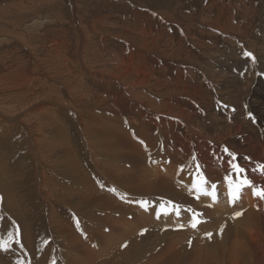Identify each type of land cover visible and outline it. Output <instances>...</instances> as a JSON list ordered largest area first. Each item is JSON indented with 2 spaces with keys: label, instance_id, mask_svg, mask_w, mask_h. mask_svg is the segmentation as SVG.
<instances>
[{
  "label": "rangeland",
  "instance_id": "1",
  "mask_svg": "<svg viewBox=\"0 0 264 264\" xmlns=\"http://www.w3.org/2000/svg\"><path fill=\"white\" fill-rule=\"evenodd\" d=\"M3 1L0 0V157H2L0 159L2 160L0 162V240L6 241L8 246L7 250H0V264H153L171 254L167 251L169 237V239L181 237L180 241L184 244L182 247L178 246L179 249H186L184 254L190 260L192 257L195 258L192 244L195 240H199L197 238L201 231L199 227L206 222L197 215L196 221H200L197 223L198 229L187 225L190 221L194 222L193 215L197 214L192 209L191 202L179 200V203L178 199L166 195L157 186L151 187L152 184L145 171L149 163L152 164V168L161 167V171H164L162 173L168 175L166 166L168 167L169 160L172 158L163 151L167 150L166 137L162 135L159 138L160 131L154 128L158 137L155 146L160 145L159 151L155 153L142 129L132 125V123L137 124L138 120L144 123L153 120L154 123L164 126L165 133L168 116H157L156 113L141 105L138 97H134L129 92L134 81L132 82L130 76H123L120 73L129 71L126 69L127 65H124L120 72L115 67L127 58L130 48L134 49L136 51L133 52L134 59L128 57L129 61L125 60V63L137 62L136 70L140 71L143 78H148L145 85H142L146 98L151 102L157 101L160 105H163L164 100L175 103L178 100L184 105V111L189 113H185L184 117L188 119L199 116L198 121L187 120L180 126L176 125V121L178 132L177 135L173 134L175 141L179 135L187 132L186 129L192 122L194 125L199 124L197 126L203 122L211 124L213 118H208L206 108L202 105L200 96L203 92L212 93L205 98L210 97L214 100L215 104H212V107L219 114H217L218 118L223 119L222 115L220 116L223 111L222 114L230 121L229 114L234 116L235 108L229 101H223L219 93L235 94L238 87L247 89L250 78L247 73L251 68H255L259 76L258 82L264 90V0H160L159 2L152 0H110V2L109 0H28L30 2L7 0L4 1L5 3ZM127 2L131 4L128 7L124 6ZM212 2L217 4L212 5ZM220 5L225 6L224 12L221 11L223 14L215 11L214 6L220 7ZM220 13L222 15L217 17ZM40 18L47 21L41 25V28L32 25ZM225 22L227 26L224 25ZM141 31L143 35L139 37L137 33ZM86 34L90 35L89 39ZM58 38L68 43L67 46L64 44L54 50L50 44ZM60 48L61 55H58L57 51ZM122 49H126L125 52ZM245 52L252 53V56H245ZM90 53L92 55H89ZM137 54L143 55L141 59L144 67L139 62ZM236 69L241 75L246 74L247 78H242L240 82L234 81L233 72ZM112 75L116 77L114 81L110 80ZM27 83H29L28 87L24 88L23 86H27ZM21 89L23 91H20ZM33 91H36L35 95L33 94L35 97L29 93ZM43 94H45V100ZM189 95H194L195 99L191 100ZM38 96H42L43 102L48 100L52 110L49 109L50 106H43L44 108L38 112L31 109L25 115L27 119L25 125H22L20 121H25V118L21 116L24 107L36 101V97L38 100ZM97 98L105 99L106 104L96 108ZM81 109L88 112L82 120L78 115ZM237 110L239 113L238 108ZM43 112L45 116L40 118L48 119L45 122L40 120V129L46 131L34 125L37 122L35 116ZM119 114L125 115L123 121L127 119L125 125L123 122L124 128L132 129L133 127V131L138 129L133 134L129 133V136L136 141V144L145 146L143 150L151 151V155L148 151L149 155L146 153L144 156L150 157L149 159L148 157L143 159L136 144H131L132 146L130 145L123 152H118L126 159L124 161L111 155L109 149L103 146L102 140L107 134L104 132L107 127L101 125L98 118L101 116L115 118ZM176 114H178L177 111ZM246 117L254 123L252 116ZM260 127V130L264 132V123ZM38 130L41 135L37 133ZM60 134L65 136V140L69 139L68 145L67 141L61 143L62 135ZM44 136L48 139L45 137L44 140ZM58 138L60 142L53 143ZM43 141L52 143L46 142L47 144L43 145ZM47 150L50 151L49 154ZM129 152L131 156H126ZM70 165L71 167L76 165L78 169L70 168ZM193 166L196 167V163L187 168L192 170ZM70 169L73 171L71 172ZM81 173L88 180L89 189H85L84 186L87 183L81 177ZM110 175L121 176L124 186L119 187V183ZM130 176H133L131 180H129ZM134 176L140 180H135ZM77 177L81 180L79 181ZM203 177L206 180L210 179V176ZM189 179L192 182L196 180L199 187L207 189V181L201 185L200 178L190 176ZM144 181H146L145 184ZM173 182L177 187L176 180ZM161 183L164 184L163 181ZM66 186H72L74 189H68ZM123 187L126 191L122 190ZM94 193L103 197L101 196L100 199L97 197L98 200H95ZM141 201H147L148 205L142 206ZM104 207L106 210L103 209ZM181 209L184 211L187 209L185 212L192 214L188 216V220L183 216ZM151 212L156 220V216L163 214L164 223L167 225L149 221L147 214ZM178 212L181 214L177 215ZM167 218L171 219L167 220ZM178 218L184 219L185 223ZM107 220L110 222L107 223ZM181 224L184 227H179ZM95 228L98 233L95 232ZM128 231L131 233L129 234ZM166 231L173 236L165 235ZM124 234L126 235L123 236ZM133 234L138 238H135ZM189 235L197 239H191ZM200 236L203 237H199L202 241L204 237L206 238L205 234ZM118 240H121V243ZM144 240H146L145 245H143ZM114 243L119 247L117 248ZM104 245H107L106 249ZM121 245L125 247V251ZM155 245L159 248L158 246L155 248ZM134 247L135 250L132 249ZM94 251L98 252L97 256ZM164 252H167V255ZM196 254L198 255V251ZM198 259L195 258L196 261ZM190 260L181 264H190ZM256 264H264V262Z\"/></svg>",
  "mask_w": 264,
  "mask_h": 264
},
{
  "label": "bare ground",
  "instance_id": "2",
  "mask_svg": "<svg viewBox=\"0 0 264 264\" xmlns=\"http://www.w3.org/2000/svg\"><path fill=\"white\" fill-rule=\"evenodd\" d=\"M7 1V0H4ZM3 1V2H4ZM28 1V0H27ZM33 1V0H32ZM48 1V0H47ZM50 1V0H49ZM84 1V0H83ZM153 2H159L160 0H152ZM166 1V0H165ZM170 1V0H167ZM30 2V1H28ZM27 2V3H28ZM41 2V1H40ZM46 2V1H45ZM110 2V0H109ZM5 3V2H4ZM3 3V4H4ZM167 3V2H166ZM37 4V3H36ZM217 4V2H212V5ZM20 5V4H19ZM131 5V4H130ZM129 3L127 2L126 4H124V6L128 7L130 6ZM24 6V5H23ZM27 7V6H26ZM3 8V7H2ZM22 8V6H21ZM25 8V7H24ZM215 11L216 12H224L225 10V6L220 5L219 6H214ZM76 9V8H75ZM25 10V9H24ZM27 10V9H26ZM30 11V10H28ZM139 12V11H138ZM221 12V13H222ZM217 14V17H219L222 14ZM140 15V14H139ZM48 19V18H47ZM228 21V20H227ZM226 21V22H227ZM47 21L40 18L39 20H35L33 22L32 25H37V28H41L43 25V23H46ZM224 23V25H228L227 23ZM46 26V24H45ZM35 28V29H37ZM223 29V28H222ZM218 30V29H217ZM226 30V29H225ZM37 32V30H35ZM34 31V32H35ZM60 31V30H59ZM58 31V33H59ZM66 31V30H65ZM64 31V32H65ZM236 31V30H235ZM35 32V33H36ZM55 32V31H54ZM143 31L137 33V35L139 37H141L143 35L142 33ZM34 33V34H35ZM237 33V32H236ZM54 34V33H53ZM94 34V33H93ZM232 34V33H231ZM58 35V34H57ZM65 35V34H64ZM88 39L90 38V35L86 34ZM67 36V35H65ZM68 37V36H67ZM72 37V36H71ZM70 37V38H71ZM86 37V38H87ZM105 37V36H104ZM3 38V37H2ZM69 38V37H68ZM102 38V37H101ZM56 40V39H55ZM52 41L50 44V47H52L54 50H57V48L61 45L67 46L66 40L65 41H61L56 40V41ZM91 40V39H90ZM3 41V40H2ZM72 42V41H69ZM81 43V41H80ZM91 46V45H90ZM250 46V45H249ZM94 47V46H93ZM253 47V46H252ZM123 51L126 49H122ZM130 51L128 52L129 54L127 55V58L124 59V61H122L120 64H118L115 69L120 70L122 69V67L124 65H127V70L129 71H124V72H120L123 76H130L132 78V85H131V90H129V92L135 97H138L139 103L145 107H147L148 109H150L151 111H153L154 113H156L157 116L159 115H167L168 116V123L165 125L166 127V131L164 133V126H161L157 123H154L153 120H149V122L144 123L140 122V120H138L137 124H133L132 125L135 128H140V130L142 129L143 134H145L148 139L147 141L150 143V145L152 146V151H154L155 153H157L160 148V145H156V140L158 137H156V132H154V128L155 129H159V138H161L162 135H165V141H166V146H167V150H163L167 152V156L172 158V160H168L170 161V164L168 165V167L166 166L167 169V174L168 175H164L162 172H164L163 170L161 171V167H154L152 168V164H149V166L146 167L147 171L146 173L148 174V179L150 181V183L152 184V186H157L158 189H162L166 195L171 196L173 199H178L177 202H179V200H186L188 202H191V206H193L192 209L195 210L196 213L200 214L199 218L203 221H205L206 223L202 224L199 228H200V235L205 234L206 238L204 237L203 241L200 240L199 237L203 238L202 236H197V238L199 240H195L197 238H193L194 236H190L191 239H194V244H192L193 249H194V256L195 258H199L198 261L195 260L194 257H192V260H190L187 256H185L184 254V250L186 249H179V247H182V245L184 244L183 241L181 242L180 239H177V237H172L173 234L171 235V233H168L166 231L165 235H171V239L168 238V257L165 258H160L158 260V262H155L153 264H181L183 262H186V260H190V264H256L257 262L259 263H263L264 262V199H261L259 196H254L252 193V188L249 186H245L242 191L240 192V197L238 200H235L234 202L230 203L229 202V196H228V182L225 181V176L226 175H231L232 180L235 181L236 178V173L235 171H233L228 164V161L230 159V157L228 156V154L224 151V148L227 147V149H229V151L236 153V160L235 163H238L240 165V167H242L245 171L240 173L241 176H247L248 179L253 181V184L256 186H264V174L261 173V171L258 168V165H264V135L262 133H264L263 131L260 130V125H262L264 123V94L262 92H264V90L262 89L263 86H261L258 82L259 80V76L256 73L255 68H251L250 72L247 73V75H250L249 78V82L247 84V89H242V88H236L237 93L233 94L232 92H230L229 94H226L224 92L219 93V97L222 98L223 101H229V103L235 108V111L233 112L234 116H231L229 114V118L230 121L227 120V116L225 118V116L222 114H220V116L222 115L221 118L223 119H219L217 114L214 111V107H212V104L214 105V100L211 99L210 97L205 98V96H211V94H207L206 92H203V94H201V100H202V105L204 106V108H206V115L208 116V118L212 117L213 120L211 122V124L209 122H203V124H201L200 126L194 125L193 122L194 121H198L197 118H191L189 117L188 119L186 117H184L185 112L184 111V105L179 102L177 99V102H171L169 101H163V105H160L159 103H157V101L155 102H151L148 98H146L145 94L146 92H143L142 90V85H145L146 80H148V78H143L142 74L140 73V71L138 72L136 70V65L137 62H131L126 64L125 60L128 59V57H132L136 52L134 51V49H129ZM89 51V50H88ZM18 52V51H17ZM15 52V53H17ZM90 52V51H89ZM125 52V51H124ZM37 53V52H36ZM93 53V52H92ZM92 53H90L89 55H92ZM58 55H61V48L57 51ZM138 55V54H137ZM39 56V54H38ZM138 60L139 62H143V60L141 59L143 57L142 54L138 55ZM37 57V56H36ZM137 57V56H135ZM133 58V57H132ZM66 59V58H65ZM134 59V58H133ZM131 59V60H133ZM114 60V59H113ZM130 60V61H131ZM116 61V60H115ZM129 61V59H128ZM38 62V61H37ZM117 64V62H116ZM144 63H142V67ZM125 68V67H124ZM146 68V67H145ZM123 70V69H122ZM130 70L133 72H130ZM142 71V70H141ZM234 76H233V80L240 82L243 79H246V74L241 75L240 71L238 69H236L233 72ZM139 77L143 78V79H138ZM116 79V77L114 75H112L110 77L111 81H114ZM27 86H23L24 88H27ZM138 87V88H137ZM8 88V87H5ZM10 90V89H7ZM27 90V89H25ZM19 91V90H18ZM20 91H23V89H21ZM10 93V91H8ZM15 92V91H14ZM36 91L33 92H29L30 95L32 96ZM4 93V92H3ZM12 93V92H11ZM10 93V94H11ZM16 93V92H15ZM19 93V92H18ZM22 93V92H21ZM42 93V92H40ZM145 93V94H144ZM1 94V92H0ZM4 95V94H3ZM35 95V94H34ZM33 95V96H34ZM40 95V94H39ZM42 95V94H41ZM45 94H43V98L44 100L46 99ZM47 95V94H46ZM7 96V94H6ZM9 97L11 95H8ZM22 96V95H21ZM19 96V97H21ZM26 96V95H25ZM7 97V98H9ZM13 97V96H12ZM15 97V96H14ZM29 97V96H28ZM35 97V96H34ZM39 97V96H38ZM18 99V97H15ZM23 98V97H22ZM26 98V97H25ZM24 98V100H25ZM41 98V100H40ZM42 96L39 97V99L37 100L36 97V101H33L32 103H29L27 105V107H24L23 112L21 113V116L25 118L26 113L29 110H33L35 112H38L40 110H42L44 107L43 106H50L49 109L52 110V106L48 103V100L46 101H42L43 100ZM189 98L191 100L195 99L194 95H189ZM98 99V98H97ZM2 100V99H1ZM7 100V99H6ZM12 100V98H11ZM10 100V101H11ZM31 100V99H30ZM33 100V99H32ZM221 100V99H220ZM14 101V99H13ZM12 101V102H13ZM27 101V99H26ZM42 101V102H40ZM9 102V101H8ZM31 102V101H29ZM1 103V102H0ZM22 103H23V99H22ZM106 104V100L105 99H101L99 98L96 101V108H100L103 107V104ZM161 103V104H162ZM224 103V102H222ZM24 104V103H23ZM27 104V103H26ZM7 105V104H6ZM16 105V104H15ZM19 106V105H18ZM20 106H21V100H20ZM23 106V105H22ZM8 107V106H7ZM95 108V107H94ZM146 108V109H147ZM216 108V106H215ZM239 109V113L238 110ZM3 109V108H2ZM21 109V108H20ZM1 110V109H0ZM7 109H5L6 111ZM18 110V108H17ZM16 110V111H17ZM8 111V110H7ZM12 111V110H11ZM15 112V109L13 110ZM147 111V110H146ZM176 111L178 112V114H176ZM218 111V110H217ZM230 111V110H229ZM145 112V111H144ZM225 112V111H224ZM7 113V112H6ZM10 113V112H8ZM88 112L85 109H81V111L78 113L79 118L82 120L85 118L86 114ZM249 113H251L252 118L254 120V123L252 122V120H248L249 118H245V116H249ZM17 114V113H16ZM48 114V113H46ZM140 114V113H139ZM138 114V115H139ZM148 114V113H147ZM146 114V115H147ZM189 114V113H188ZM225 114V113H224ZM1 115V112H0ZM45 116V112L43 113H39L37 114L36 117V124H33L37 126L38 129H40V120H47L48 118H40L41 116L44 117ZM137 115V114H136ZM145 115V114H144ZM219 115V114H218ZM16 116V115H15ZM51 116V115H49ZM125 115H116L115 118H109L106 116H101L98 118V122L107 127V130L104 131L106 134L105 137H103V146L105 148H108L111 155H114L116 158L124 161L126 159H124L122 157V155H120L118 152H123L124 150H126L128 147H130V145H135L136 141H134L130 136L129 133L133 134L135 133L138 129H135L133 131V127L131 128H124L123 127V122L125 125V121H123V117ZM127 116V115H126ZM141 116V114H140ZM219 116V117H220ZM139 117V116H138ZM151 117V116H150ZM165 117V116H164ZM170 117V118H169ZM250 117V116H249ZM14 118V117H13ZM19 118V117H18ZM140 118V117H139ZM31 119V118H30ZM33 119V118H32ZM35 119V118H34ZM51 119V118H49ZM125 119V118H124ZM151 119V118H150ZM251 119V118H250ZM21 120V119H20ZM26 118L25 121H20V123L22 122V125H25L26 122ZM130 120V118H129ZM132 120V119H131ZM135 120V119H134ZM133 120V121H134ZM193 121L191 124H189V128L186 129L187 132H184L183 134L179 135L177 140L175 141V138L173 136L177 135L176 131V125L180 126L182 123H184V121ZM257 120V123H256ZM49 121V120H48ZM47 121V122H48ZM132 121V122H133ZM142 121V120H141ZM166 121V120H165ZM177 121V124L175 125ZM19 122V121H18ZM32 122V121H31ZM32 124V126H33ZM45 124V123H44ZM28 125V124H27ZM48 125V124H46ZM21 126V125H20ZM42 126V123H41ZM45 126V125H44ZM129 126V125H127ZM30 127V126H29ZM36 128V127H35ZM26 129V128H25ZM23 129V131L25 130ZM46 129V128H45ZM40 130H44V129H40ZM46 131V130H44ZM184 131V129H183ZM28 132V131H27ZM26 132V133H27ZM39 135L40 132L38 130ZM42 134H45L43 132H41ZM61 139V143L62 141H65L63 143H66V141L68 143H66L67 145L69 144V139L65 140V136L63 134ZM43 136V135H42ZM47 136V135H46ZM44 136V140L45 137ZM177 137V136H175ZM47 138V137H46ZM48 139V138H47ZM50 139V137H49ZM55 139V138H54ZM58 138V140H54L56 144V142H60V140ZM52 140V138H51ZM50 140V141H51ZM42 141V140H40ZM146 141V142H147ZM47 142V141H46ZM45 142V143H46ZM41 143V142H39ZM44 143V141H43ZM45 143L43 145H45ZM49 143V141L47 142ZM46 143V144H47ZM52 143V142H50ZM49 143V144H50ZM175 143V144H174ZM1 144V141H0ZM3 144V143H2ZM54 144V145H55ZM97 144V143H96ZM158 144V142H157ZM58 145V144H57ZM60 145V144H59ZM62 145V144H61ZM65 145V144H63ZM99 145V144H98ZM101 145V144H100ZM131 145V146H132ZM148 145V144H147ZM149 145V146H150ZM100 146V147H103ZM137 146L139 149L138 151L142 153L143 159H147L146 153H148V151L146 152L142 147V145H139L138 143L135 145ZM150 146V147H151ZM162 146V145H161ZM43 147V146H42ZM53 147V146H52ZM59 147V146H57ZM60 148V147H59ZM59 148H57L59 150ZM67 148V147H66ZM64 149V148H63ZM62 149V151H63ZM107 149V150H108ZM135 149V148H134ZM122 150V151H121ZM137 150V149H136ZM158 150V151H157ZM1 151V150H0ZM68 151V150H67ZM97 151V150H96ZM106 151V150H105ZM134 151V150H132ZM157 151V152H156ZM162 151V150H161ZM48 152V150H47ZM50 152V151H49ZM48 152V154H49ZM65 152V151H64ZM100 152V151H99ZM107 152V151H106ZM145 152V153H144ZM151 151H149L150 153ZM1 153V152H0ZM69 153V152H68ZM148 153V155H149ZM154 153V154H155ZM57 154V152L55 153ZM108 154V153H107ZM162 154V153H161ZM51 155V154H50ZM54 155V154H53ZM64 155V154H63ZM66 155V154H65ZM110 155V154H108ZM125 155V154H124ZM151 155V153H150ZM153 155V154H152ZM162 155H165L164 153ZM59 156H61V154H59ZM99 156V155H98ZM126 156H131V153L129 152L128 154H126ZM160 156V155H159ZM53 157V156H52ZM62 157V156H61ZM66 157V156H65ZM100 157V156H99ZM155 157V156H154ZM154 157H151L152 159ZM161 157V156H160ZM193 157L195 159H193ZM2 157H0L1 159ZM57 158V157H56ZM55 158V160H56ZM63 158V157H62ZM150 157H148L149 159ZM162 158V157H161ZM60 159V158H59ZM58 159V161H59ZM65 159V158H64ZM101 159V158H100ZM144 159V160H145ZM151 159V160H152ZM105 160V159H103ZM136 160V159H135ZM138 160V159H137ZM158 160V159H157ZM2 161V160H1ZM0 161V162H1ZM54 161V160H53ZM52 161V162H53ZM61 161V160H60ZM67 161V158H66ZM102 161V160H100ZM108 161V160H106ZM105 161V162H106ZM153 161V160H152ZM71 162V161H70ZM118 162V161H116ZM128 162V161H127ZM146 162V161H145ZM150 162V161H149ZM165 162V161H164ZM61 163V162H60ZM68 163V162H67ZM101 163V162H100ZM108 163V162H106ZM119 163V162H118ZM125 163V162H124ZM131 164V162H129ZM153 163V162H150ZM193 163L199 164V169H197V167H191L192 170L188 169L187 167L193 165ZM66 164V163H65ZM72 164V163H71ZM74 164V163H73ZM104 164V163H103ZM102 164V165H103ZM117 164V163H116ZM120 164V163H119ZM134 164V163H133ZM137 164V163H136ZM147 164V162H146ZM177 164H178V170H177ZM3 165V164H2ZM67 165V164H66ZM105 165V164H104ZM110 165V163L108 164ZM107 165V166H108ZM113 164H111V167ZM164 165V164H162ZM184 166L183 169L181 170V166ZM69 166V164H68ZM122 166V165H121ZM75 168L76 165L74 166ZM73 166L70 168H74ZM120 167V166H119ZM137 168L138 165H137ZM78 169V168H77ZM76 169V170H77ZM106 169V168H105ZM109 169V168H108ZM126 169V168H125ZM165 169V168H164ZM71 170V169H70ZM73 170H71L72 172ZM75 171V169H74ZM129 171V170H128ZM133 171V170H131ZM144 171V169H143ZM79 172V171H78ZM136 172V171H135ZM110 173V172H109ZM137 173V172H136ZM140 173V172H139ZM144 173V172H143ZM145 173V176L147 177ZM73 174V173H72ZM77 174V172H76ZM120 175V173H118ZM126 174V173H125ZM163 174V176H161ZM201 174L203 176H210L209 180L204 179V177H201ZM74 175V174H73ZM78 175V174H77ZM81 177L86 181V185L84 186L85 189H89V182L87 179H85V176L83 173L80 174ZM131 175V174H130ZM134 175V173H133ZM144 175V174H142ZM141 175V176H142ZM124 175H122L123 177ZM161 176V177H160ZM190 176H192V178H200L201 180L207 181V190L208 191H212L211 186L213 184L216 185V196L217 199L216 201H213L211 196L208 195H203L202 192L198 193L197 190L195 188H191L192 185V181H190ZM76 177V176H75ZM114 180H116L119 183V187L122 185V182H124L123 180L121 181V176L119 177H115V176H111ZM124 177H127L126 175ZM133 177V176H132ZM130 176V179L132 178ZM138 177V175H137ZM162 180H160V178ZM181 177V178H180ZM78 180L80 179L79 177H77ZM129 178V177H128ZM135 180H140V179H136V177L134 176ZM124 179V178H123ZM144 179V178H142ZM147 179V183L149 182ZM81 180V179H80ZM79 180V181H80ZM128 180V181H129ZM133 180V179H132ZM176 180L177 182V187L174 185L173 181ZM179 180H180V184H179ZM126 181V180H125ZM127 181V182H128ZM161 181L164 182L161 183ZM134 182V181H133ZM142 182V181H141ZM146 183V181H144V184ZM82 184V183H81ZM126 184V183H125ZM137 184H139L137 182ZM143 184V182H142ZM141 184V185H142ZM147 185V184H146ZM149 185V184H148ZM124 186V185H122ZM121 186V187H122ZM127 186V185H126ZM128 187V186H127ZM131 187V186H130ZM143 187V185H142ZM146 187V186H144ZM182 187V188H181ZM184 187H186V189H183ZM66 188L68 189H74V187L72 186H66ZM134 188V186H133ZM188 188V189H187ZM121 190V188H120ZM122 190L126 189L123 187ZM155 190V189H154ZM128 191V190H127ZM129 192V191H128ZM158 192V191H157ZM121 193V192H120ZM124 193V192H123ZM142 193V192H141ZM144 193V192H143ZM128 194V193H126ZM136 194V193H135ZM153 195V194H152ZM157 195V194H156ZM12 196V195H11ZM10 196V197H11ZM14 196V195H13ZM102 196V195H101ZM96 195V193H94L93 198L96 200L97 197H100ZM132 197V195H129ZM103 197V196H102ZM101 197V198H102ZM128 197V196H127ZM149 197V196H148ZM7 198V197H6ZM13 198V197H12ZM111 198V197H110ZM190 198V199H189ZM14 199V198H13ZM106 199V197H105ZM134 199V198H133ZM142 199V198H141ZM149 199V198H148ZM7 200V199H6ZM98 200V199H97ZM104 200V198H103ZM107 200V199H106ZM111 200V199H110ZM113 200V199H112ZM137 200V199H136ZM138 201V200H137ZM149 201V200H148ZM104 202V201H103ZM132 202V201H131ZM147 202V201H146ZM173 202V201H172ZM105 203V202H104ZM104 203L103 206H104ZM113 203V202H112ZM180 203V202H179ZM183 203V202H182ZM161 204V203H160ZM188 204V203H187ZM92 205V204H91ZM106 205V203H105ZM109 205V204H108ZM112 205V204H111ZM148 205V204H146ZM156 205V204H155ZM110 206V205H109ZM107 208H110V207ZM152 206V205H150ZM173 206V205H172ZM186 207V205H184ZM93 207V205H92ZM106 207H104L103 209H105ZM154 207V206H153ZM188 208V206H187ZM126 209V208H124ZM106 210V209H105ZM109 210V209H108ZM107 210V211H108ZM111 210V209H110ZM109 210V211H110ZM161 210V209H160ZM182 210V209H181ZM187 210V209H186ZM185 210V211H186ZM170 211V210H169ZM184 210H182L183 212V216L187 218V220L189 219L188 216L191 214H188L187 212H185ZM189 211V210H188ZM123 212V211H122ZM175 212V211H173ZM236 212H240L242 213L239 216H235L234 214ZM106 213V212H105ZM171 213V212H170ZM111 214V213H110ZM114 214V213H113ZM125 214V213H124ZM123 214V215H124ZM175 214V213H174ZM181 213H177V215H180ZM195 214V213H194ZM101 215V214H100ZM144 215V214H143ZM192 215V214H191ZM99 216V215H98ZM102 216V215H101ZM107 216V215H106ZM115 216V215H114ZM145 216V215H144ZM95 217V216H94ZM111 217V216H109ZM141 217V216H140ZM154 214L151 212L150 214H147V219L149 221H152V223H156L155 221L161 223V224H165L164 220H163V214H161L159 217L156 216L157 220L154 218ZM169 217V216H168ZM142 218V217H141ZM146 218V217H144ZM177 218V217H176ZM197 218V217H196ZM113 219V218H112ZM171 219V218H170ZM169 218H167V220H170ZM180 218H178L179 220ZM182 219V218H181ZM180 221H183L184 219H182ZM191 219V217H190ZM198 219V218H197ZM103 220V219H102ZM100 220V221H102ZM177 220V219H176ZM177 220V221H178ZM104 221V220H103ZM108 221V220H107ZM173 221V220H172ZM95 222V221H94ZM105 222V221H104ZM110 220L107 222L109 223ZM184 222V221H183ZM191 222V221H190ZM167 223V222H166ZM171 223V222H170ZM173 223V222H172ZM185 223V222H184ZM220 223L222 224L220 225ZM98 224L100 225V223L98 222ZM97 224V225H98ZM106 224V222H105ZM148 224V223H147ZM174 224V223H173ZM171 224V225H173ZM177 224V223H176ZM96 224H94L95 226ZM98 225V226H99ZM124 225V224H123ZM128 225V224H127ZM167 225V224H165ZM164 225V226H165ZM170 225V226H171ZM190 225V224H187ZM220 227H219V226ZM122 226V225H121ZM197 226H199L197 224ZM202 226H205L204 228H202ZM97 227V226H96ZM102 227V225H101ZM131 227V226H129ZM140 227V226H138ZM189 227V226H188ZM104 228V227H103ZM122 228V227H121ZM128 228V227H127ZM155 228V227H154ZM164 228V227H163ZM166 228V227H165ZM164 228V229H165ZM198 229V227H196ZM97 228H95V232H97L98 230H96ZM119 229V228H118ZM175 229V228H174ZM194 229V228H193ZM222 229V230H221ZM93 230V229H92ZM91 230V231H92ZM94 231V230H93ZM92 231V232H93ZM101 231V230H100ZM126 231V230H124ZM155 231V230H154ZM165 231V230H164ZM172 231V230H171ZM176 231V230H174ZM197 231V230H196ZM91 232V233H92ZM129 232V231H128ZM127 232V233H128ZM135 232V231H134ZM184 232H186L184 230ZM199 232V230L197 231ZM197 232L195 234H197ZM98 233V232H97ZM94 233V234H97ZM101 233V232H100ZM119 233V232H118ZM117 233V234H118ZM131 232H129L130 234ZM133 233V232H132ZM139 233V232H138ZM137 233V235H138ZM180 233V232H179ZM187 233V232H186ZM202 233V234H201ZM207 233H210L211 235H206ZM92 234V235H94ZM120 234V233H119ZM141 234V233H140ZM156 234V233H155ZM159 234H163V233H159ZM158 234V236H159ZM184 234V233H183ZM126 234H124L123 236H125ZM134 235V234H133ZM193 235V234H192ZM98 236V235H97ZM129 236V235H128ZM141 236V235H139ZM153 236V235H152ZM163 236V235H162ZM185 236V235H183ZM131 237V236H130ZM135 238H138L134 235ZM166 238V237H165ZM164 238V239H165ZM179 238V237H178ZM113 239V238H112ZM117 239V238H116ZM125 239V238H124ZM139 239H141V237H139ZM144 239V237L142 238V240ZM189 239V238H188ZM140 240V241H142ZM162 240V239H161ZM160 240V241H161ZM187 240V238H186ZM185 240V241H186ZM113 241V240H112ZM112 241L110 243H112ZM121 243V240H118ZM133 242H135L134 240H132ZM139 241V243H140ZM151 241V240H150ZM158 241V240H157ZM189 241V240H188ZM129 242V241H128ZM146 240H144V244L145 245ZM163 242V240H162ZM108 243V242H107ZM123 243H125L123 241ZM187 243V241H186ZM99 244V243H98ZM105 244V243H104ZM116 244V243H114ZM112 244V246L114 245ZM127 244V242L125 243ZM130 244V242L128 243ZM131 244L133 245V243L131 242ZM137 244V243H135ZM134 244V245H135ZM141 244V243H140ZM149 244V243H148ZM155 244V243H154ZM153 244V245H154ZM161 244V243H160ZM108 245V244H107ZM106 245V246H107ZM117 245V244H116ZM124 245V244H123ZM121 245V247L123 246ZM139 245V244H138ZM152 245V246H153ZM159 245V244H158ZM157 245V246H158ZM162 245V244H161ZM104 245V248L106 247ZM111 246V245H110ZM108 246V247H110ZM125 246V245H124ZM123 246V247H124ZM131 245H129L130 247ZM137 247V245H135ZM156 246V245H155ZM157 246L155 248H157ZM179 246V247H178ZM97 247V246H96ZM102 247V246H101ZM107 247V248H108ZM119 246L117 245V248ZM128 247V248H129ZM150 247V246H149ZM162 247V246H161ZM166 247V246H164ZM185 247V246H184ZM98 248V247H97ZM115 248V247H114ZM116 248V251H117ZM141 248V246H140ZM138 248V249H140ZM143 248V247H142ZM146 248V247H145ZM154 248V247H153ZM159 248V246H158ZM163 248V247H162ZM191 248V247H190ZM106 249V248H105ZM125 249V247L123 248V250ZM130 249V248H129ZM135 250V247L132 248ZM89 250V249H88ZM87 250V251H88ZM164 250V249H163ZM92 251V250H91ZM101 251V248H100ZM125 251V250H124ZM123 251V252H124ZM140 251V250H139ZM188 251V249H187ZM196 251H198V255L196 254ZM74 252V251H73ZM107 252V251H104ZM110 252V251H109ZM133 252V251H132ZM201 252V253H200ZM90 254H92L91 252H89ZM95 253V251H94ZM98 252L95 253V256H97ZM117 253V252H116ZM127 253V252H126ZM139 253V252H138ZM163 253V252H162ZM165 253V252H164ZM167 253V252H166ZM165 253V254H166ZM192 253V252H191ZM89 254V255H90ZM106 254V253H104ZM133 254V253H132ZM135 254V253H134ZM140 254V253H139ZM143 254V253H141ZM102 255V254H101ZM108 255V253H107ZM144 255V254H143ZM167 255V254H166ZM200 255V256H199ZM83 256V255H82ZM87 256V255H86ZM100 256V255H99ZM98 256V257H99ZM139 256V255H138ZM136 256V257H138ZM145 256V255H144ZM91 257V256H89ZM135 257V256H134ZM162 257V255H161ZM86 258V257H85ZM88 258V257H87ZM86 258V259H87ZM151 258V257H150ZM94 259V258H93ZM134 259V258H133ZM141 257L139 258L138 262L140 261ZM142 259H144V257H142ZM148 260H150L149 258H147ZM153 259V258H151ZM155 259V257H154ZM183 260V261H182ZM143 261V260H141ZM157 261V260H154ZM135 262V261H134ZM87 263V262H86ZM90 263V262H89ZM136 263V262H135ZM82 264V263H81ZM88 264V263H87ZM121 264V263H119ZM143 264V263H142ZM147 264V263H146Z\"/></svg>",
  "mask_w": 264,
  "mask_h": 264
},
{
  "label": "snow or ice",
  "instance_id": "3",
  "mask_svg": "<svg viewBox=\"0 0 264 264\" xmlns=\"http://www.w3.org/2000/svg\"><path fill=\"white\" fill-rule=\"evenodd\" d=\"M245 56H248V57H251L252 56V53L250 52H245L244 53ZM254 59V58H253ZM251 113H249V116L251 117ZM143 143V142H141ZM224 151L228 154V156L230 157L229 161H228V164H229V167L235 171L236 173V178H235V181L232 180V177L231 175H226L225 176V181L228 182V196H229V202L232 203L234 202L235 200H238L239 197H240V192L242 191V189L245 187V186H249L252 188V193L254 196H259L261 199H264V186H256L253 184V181L248 179L247 176H241L240 173L244 172L245 170L240 167V165L238 163H235V160H236V153L234 152H231L229 151V149H227V147L224 148ZM193 159H195L193 157ZM183 165L181 166V170L183 169ZM197 169H199V164L196 165ZM258 168L259 170L261 171L262 174H264V165H258ZM202 176V174H201ZM206 183V181L204 180H201V185ZM191 188H195L197 190L198 193L200 192H203L204 195H208V196H211L212 200L213 201H216L217 199V196H216V185L213 184L211 186L212 188V191H208L206 188H202V187H199L197 185V182L196 180L193 181L192 185H191ZM113 191H115V189H113ZM142 204V206H146V203L145 201H141L140 202ZM242 213L240 212H236L234 215L235 216H239L241 215ZM159 215V213H158ZM197 215H200V214H194L193 215V221L194 222H190V226L192 228H196L197 227V223H199L200 221H196V216ZM179 227H184V225H179ZM222 230V229H221ZM206 235H211L210 233H207ZM9 236H11V233H9ZM7 242L6 241H3V240H0V250H7Z\"/></svg>",
  "mask_w": 264,
  "mask_h": 264
}]
</instances>
